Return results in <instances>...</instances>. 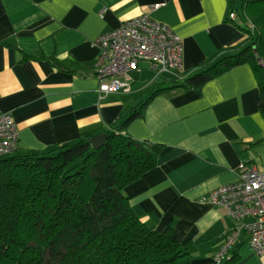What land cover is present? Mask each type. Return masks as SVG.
Wrapping results in <instances>:
<instances>
[{"label": "crops", "instance_id": "obj_1", "mask_svg": "<svg viewBox=\"0 0 264 264\" xmlns=\"http://www.w3.org/2000/svg\"><path fill=\"white\" fill-rule=\"evenodd\" d=\"M230 11V0H0V111L15 123L16 153H45L110 128L158 145L155 166L124 186L128 204L155 231L171 223L181 232L190 264H213L235 224L222 205L201 197L234 181L243 164L264 171L252 65H234L198 89L158 93L129 117L153 82L178 84L245 43L246 20ZM144 12L182 39V70L159 73L141 61L129 91L99 97L94 40ZM220 264H264V253L255 254L242 232Z\"/></svg>", "mask_w": 264, "mask_h": 264}, {"label": "trees", "instance_id": "obj_2", "mask_svg": "<svg viewBox=\"0 0 264 264\" xmlns=\"http://www.w3.org/2000/svg\"><path fill=\"white\" fill-rule=\"evenodd\" d=\"M230 9L246 20L245 43L207 60L178 84L153 82L129 119L158 93L198 89L245 62L256 74L264 117V0H230ZM100 132H106L100 148L90 141L98 132L89 130L45 153L0 155V264H190L182 233L171 223L155 231L133 213L123 193L155 166L158 145L118 129Z\"/></svg>", "mask_w": 264, "mask_h": 264}, {"label": "built area", "instance_id": "obj_3", "mask_svg": "<svg viewBox=\"0 0 264 264\" xmlns=\"http://www.w3.org/2000/svg\"><path fill=\"white\" fill-rule=\"evenodd\" d=\"M161 5L154 4L151 8ZM228 16L233 19L235 12L230 11ZM94 45L98 50L95 74L99 97L129 91L130 72L137 70L141 61L149 62L159 73L182 70V39L148 12L101 33ZM260 64L264 68V61ZM17 137L12 117L0 111V155L16 151ZM201 200L222 205L235 224L221 236L213 264L229 257L242 232L255 254L264 253V171L243 164L234 181L203 195Z\"/></svg>", "mask_w": 264, "mask_h": 264}, {"label": "water", "instance_id": "obj_4", "mask_svg": "<svg viewBox=\"0 0 264 264\" xmlns=\"http://www.w3.org/2000/svg\"><path fill=\"white\" fill-rule=\"evenodd\" d=\"M105 140L106 132H100L90 138L91 144L94 148H100L105 143Z\"/></svg>", "mask_w": 264, "mask_h": 264}, {"label": "rangeland", "instance_id": "obj_5", "mask_svg": "<svg viewBox=\"0 0 264 264\" xmlns=\"http://www.w3.org/2000/svg\"><path fill=\"white\" fill-rule=\"evenodd\" d=\"M239 20H243L242 18H239ZM165 74V72H163ZM167 74V73H166Z\"/></svg>", "mask_w": 264, "mask_h": 264}]
</instances>
